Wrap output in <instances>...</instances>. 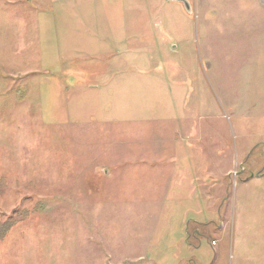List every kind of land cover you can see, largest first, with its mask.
<instances>
[{
	"label": "rangeland",
	"instance_id": "rangeland-1",
	"mask_svg": "<svg viewBox=\"0 0 264 264\" xmlns=\"http://www.w3.org/2000/svg\"><path fill=\"white\" fill-rule=\"evenodd\" d=\"M0 0V264H264V0Z\"/></svg>",
	"mask_w": 264,
	"mask_h": 264
},
{
	"label": "water",
	"instance_id": "water-1",
	"mask_svg": "<svg viewBox=\"0 0 264 264\" xmlns=\"http://www.w3.org/2000/svg\"><path fill=\"white\" fill-rule=\"evenodd\" d=\"M177 2H182L186 8V10L188 11V13H193V8L192 6L190 5V3L188 2V0H175Z\"/></svg>",
	"mask_w": 264,
	"mask_h": 264
}]
</instances>
